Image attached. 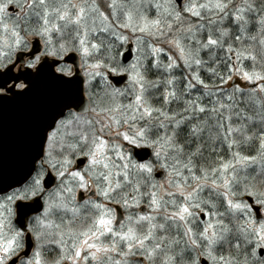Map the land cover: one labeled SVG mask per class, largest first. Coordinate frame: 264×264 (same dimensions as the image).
Segmentation results:
<instances>
[{
	"label": "snow or ice",
	"instance_id": "snow-or-ice-1",
	"mask_svg": "<svg viewBox=\"0 0 264 264\" xmlns=\"http://www.w3.org/2000/svg\"><path fill=\"white\" fill-rule=\"evenodd\" d=\"M0 264H264V0H0Z\"/></svg>",
	"mask_w": 264,
	"mask_h": 264
},
{
	"label": "flooded vegetation",
	"instance_id": "flooded-vegetation-1",
	"mask_svg": "<svg viewBox=\"0 0 264 264\" xmlns=\"http://www.w3.org/2000/svg\"><path fill=\"white\" fill-rule=\"evenodd\" d=\"M16 73H17V68H13L12 69V74L15 75ZM10 83H11V81H10Z\"/></svg>",
	"mask_w": 264,
	"mask_h": 264
}]
</instances>
